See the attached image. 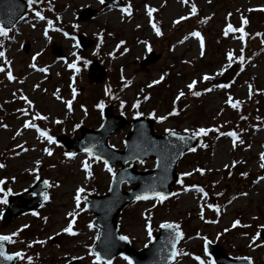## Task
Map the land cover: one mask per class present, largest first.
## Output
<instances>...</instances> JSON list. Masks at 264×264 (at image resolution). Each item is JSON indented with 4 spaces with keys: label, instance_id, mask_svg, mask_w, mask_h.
Here are the masks:
<instances>
[{
    "label": "rangeland",
    "instance_id": "374dc122",
    "mask_svg": "<svg viewBox=\"0 0 264 264\" xmlns=\"http://www.w3.org/2000/svg\"><path fill=\"white\" fill-rule=\"evenodd\" d=\"M25 1V17L0 34L5 117L0 215L8 195L23 193L38 178L48 183V196L36 213L6 228L0 223V234L12 240L10 250L35 264L102 263L90 255L98 235L91 227L94 216L75 197L106 193L116 168L85 153L64 154L54 137L73 136L72 124L97 128L104 104L127 116L128 107L139 102L157 119V134L191 130L201 135L202 149L177 164L181 178L194 185L175 186L166 204L131 203L117 218L120 233L138 250L156 227L183 226L189 235L181 236L171 264H213L202 248L205 241L232 258L259 264L264 256L258 238L264 228V0H120L122 8L103 7L101 0ZM86 8L95 13L78 20ZM243 20L247 43L236 30ZM77 33L91 44L81 52ZM52 44L61 46L62 59L51 55ZM151 51L156 60L141 70L139 62ZM93 61L104 72L100 83L88 78ZM121 81L131 83L122 90ZM109 86L123 91L121 104L109 101ZM127 133L128 128L114 132L108 143L122 150ZM136 165L145 171L154 162ZM27 227L31 232L14 240ZM53 236H59L58 243H50ZM109 264L129 263L117 257Z\"/></svg>",
    "mask_w": 264,
    "mask_h": 264
},
{
    "label": "water",
    "instance_id": "95a60500",
    "mask_svg": "<svg viewBox=\"0 0 264 264\" xmlns=\"http://www.w3.org/2000/svg\"><path fill=\"white\" fill-rule=\"evenodd\" d=\"M110 5L121 6V3L117 0H103V6ZM27 7L23 0H0L1 27L3 29L12 27L24 16ZM93 14V10L85 9L79 15V19L86 20ZM90 45L84 37L79 36V46L82 49ZM51 50L53 55L61 56L60 47L53 44ZM155 59L154 53H150L140 62V67L145 68ZM89 72L93 82H100L104 77V73L99 70L96 62L91 64ZM96 72L98 75L95 74ZM102 118V124L96 130L79 127L80 138L77 140H70L63 136L56 138L57 143L66 152H88L110 167L117 162L120 164L108 194L91 196L88 199V211L96 215L92 225L99 229L92 252L99 260L107 263L116 256H123L131 264H169L176 254L180 237V232L176 228L170 225L162 226L149 245L135 251L129 246L128 240L119 234L116 217L135 199L171 196V186L179 177L175 172L178 160L187 150L194 148L200 139L196 136L172 132L157 136L153 132V122L149 118L140 117L129 122L131 130L124 140L125 150L116 151L107 144V140L114 131L127 125L126 120L122 115H113L111 106L102 109ZM149 158L155 160V167L152 170L138 172L134 164L124 168L128 162L133 163L136 160L143 162ZM124 182L135 186L129 191H123L121 185ZM25 193L31 194L32 198L23 199L21 195L7 198V206L1 216L3 226L9 224L18 215L38 208L46 199V185L39 180ZM260 237L264 239V230ZM53 241L56 239L54 238ZM205 248L207 253L213 255V261L218 264H252L244 258H228L217 245L206 243ZM6 251L7 240L0 236V264H15L17 257Z\"/></svg>",
    "mask_w": 264,
    "mask_h": 264
},
{
    "label": "trees",
    "instance_id": "16d2710c",
    "mask_svg": "<svg viewBox=\"0 0 264 264\" xmlns=\"http://www.w3.org/2000/svg\"><path fill=\"white\" fill-rule=\"evenodd\" d=\"M250 19H251V17H250ZM244 31H245V30H244ZM245 34H246V33H245ZM114 91H115V95L113 96V98L115 99L116 97L119 96L120 88H117V89H115ZM112 93H114V92H112ZM99 99H100V98H99ZM99 99H97V101H98ZM183 231H184V233L189 234L184 228H183Z\"/></svg>",
    "mask_w": 264,
    "mask_h": 264
},
{
    "label": "flooded vegetation",
    "instance_id": "af4514ba",
    "mask_svg": "<svg viewBox=\"0 0 264 264\" xmlns=\"http://www.w3.org/2000/svg\"><path fill=\"white\" fill-rule=\"evenodd\" d=\"M16 254H18V256H19V262L20 263H22V264H33V262H28L26 259H24L22 256H21V254H19L18 252L16 253Z\"/></svg>",
    "mask_w": 264,
    "mask_h": 264
},
{
    "label": "bare ground",
    "instance_id": "6f19581e",
    "mask_svg": "<svg viewBox=\"0 0 264 264\" xmlns=\"http://www.w3.org/2000/svg\"><path fill=\"white\" fill-rule=\"evenodd\" d=\"M37 159H38V157H37V158H35V161H37Z\"/></svg>",
    "mask_w": 264,
    "mask_h": 264
}]
</instances>
